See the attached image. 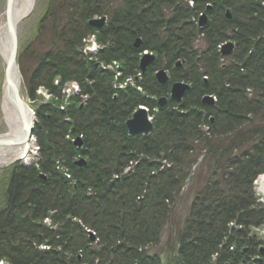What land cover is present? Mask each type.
<instances>
[{"label": "trees", "instance_id": "obj_1", "mask_svg": "<svg viewBox=\"0 0 264 264\" xmlns=\"http://www.w3.org/2000/svg\"><path fill=\"white\" fill-rule=\"evenodd\" d=\"M199 13L207 17L203 28ZM102 16L101 28L89 24ZM90 34L100 46L94 56L82 50ZM224 41L234 44L225 56ZM144 50L155 58L141 72ZM17 61L36 116L38 159L7 170L0 260L247 264L260 255L253 264H264V236L250 234L264 223L253 183L264 174V0H46ZM113 61L119 74L100 67ZM161 68L165 84L155 76ZM67 81L80 92L65 102ZM175 81L190 86L180 101L169 96ZM206 94L213 104L203 103ZM140 105L152 116L148 136L126 127ZM71 135L82 136L80 148ZM198 147L205 180L181 225L153 250Z\"/></svg>", "mask_w": 264, "mask_h": 264}, {"label": "water", "instance_id": "obj_2", "mask_svg": "<svg viewBox=\"0 0 264 264\" xmlns=\"http://www.w3.org/2000/svg\"><path fill=\"white\" fill-rule=\"evenodd\" d=\"M11 1L6 0V23L10 33V52L8 56V60L5 66L4 78L2 83V88L6 89V96L8 98L9 104L16 107L17 109L21 110L24 113V126H23V135L18 139L19 142L22 139L27 138L28 136L32 137L33 129H34V122H35V115L34 112L31 110L30 105L24 101L22 96L20 95V87L14 83L12 80V71L14 68V64L17 63V48H16V33L17 28L15 27V20L14 16L12 15L11 11ZM227 16L230 17V13L227 12ZM207 18L206 15H203L198 22L200 27H203L206 24ZM105 22V17L101 18H94L89 21V24L97 29L101 28ZM140 44V39H137L134 43L136 47ZM233 49V43L227 42L223 45L221 49V53L226 55L230 54ZM154 60V55L151 53L143 54L140 58V69L144 71L146 67L151 64ZM156 79L158 82L165 84L168 81V74L164 69H159L156 74ZM70 85V84H69ZM190 88V86L182 81L173 82L170 86V97L175 101H180L185 94V92ZM3 91V89H2ZM166 98L161 97L158 100V105H162L165 102ZM203 103L212 104L213 98L210 95H205L202 99ZM3 102L1 100V109H2ZM30 116V117H29ZM126 127L130 135H149L153 130V123L151 120L148 119V112L145 108H138L136 109L130 118L126 121ZM6 133V132H5ZM4 133L0 134V146H14L17 141L9 140L1 137ZM76 144L81 146V140L77 139ZM79 163H84V160H79ZM261 192L264 196V188H262ZM93 238V236H92ZM261 261V258H257ZM252 264V263H248Z\"/></svg>", "mask_w": 264, "mask_h": 264}, {"label": "rangeland", "instance_id": "obj_3", "mask_svg": "<svg viewBox=\"0 0 264 264\" xmlns=\"http://www.w3.org/2000/svg\"><path fill=\"white\" fill-rule=\"evenodd\" d=\"M46 0H35L34 1V8L30 15H28L26 18H24L17 26V33H16V48H17V53L18 49L25 45L29 39L32 37V34L34 33L36 23L40 16L43 13V10L45 8ZM6 10V0H0V16L5 12ZM4 72H5V66L0 60V134L4 133L6 131V125L3 122L2 119V110H1V100H2V82L4 78ZM21 79H22V74H21ZM22 81V80H21ZM21 82V87H20V94L22 95V98L26 100L30 105H32V100L28 97L26 94V90L24 89V84ZM45 97H48L47 95ZM140 107H137L138 109ZM147 111V110H146ZM35 137V136H34ZM35 148H37L35 144ZM37 153V150H35ZM203 152V149L197 148V151H195V155H200V152ZM36 160L35 158L29 159L30 161ZM201 161V155L198 157L197 164H195L191 168V173L188 177V179L185 181L184 186L181 188L179 194L177 195V199L174 203V205L171 208V219L170 223L165 227L164 232L162 234L161 238V243L153 247V250H159L164 246L167 241L169 236L172 233H175L174 231L176 230L177 226L181 225L183 222L184 218L187 216L189 207L193 198V195L199 189V187L202 185V183L205 180V177L208 172V163L205 160L203 163L201 162L200 164L198 162ZM24 163V161H20ZM11 164L6 165V166H0V197L3 193L4 187H5V177L7 174V170ZM259 177L253 182L254 183V190L255 193L259 196L258 198L264 202V196L263 193L259 189ZM237 226V225H236ZM257 228L253 230L255 234H258V231H256ZM260 230V229H259ZM262 230V228H261ZM172 232V233H171ZM257 232V233H256Z\"/></svg>", "mask_w": 264, "mask_h": 264}, {"label": "bare ground", "instance_id": "obj_4", "mask_svg": "<svg viewBox=\"0 0 264 264\" xmlns=\"http://www.w3.org/2000/svg\"><path fill=\"white\" fill-rule=\"evenodd\" d=\"M34 1L35 0H12L11 1V11H12V15L14 16L16 28L18 24L24 18L30 15V13L32 12L34 8ZM84 42H85V39H83L82 47H85ZM144 51H147V50H144ZM9 52H10V33H9L7 23H6V14L4 12L0 16V60L4 66H6ZM222 55L225 56L224 54ZM12 80L14 81L16 85L21 87L22 79H21V74H20V70L18 68L17 63L14 64V68L12 71ZM184 83L188 84L187 82H184ZM2 87L3 86H1V88ZM4 88H2L3 89L2 91L3 105H2L1 110H2V119H3L4 124L6 125V131H5L6 133L4 132V134L1 135V137L5 139H9V140H15L17 142L14 146H11V147L10 146H0V166L9 165L13 161H24L27 163L29 162L30 157L32 159L36 157V151H35L36 143L34 141V138L31 136H28L27 138L22 139L21 142L18 141V139L23 135V131H24L23 129L24 113L21 110L9 104L8 98L6 96V89ZM206 95H209V94H206ZM212 98H213V103H214L216 100V97L213 96ZM25 102L27 103V101ZM30 108L33 111L32 107ZM78 136L71 135L70 138L72 140ZM258 184H259V189L262 190V188H264V175H261L259 177ZM250 232H251L250 234H253L252 231Z\"/></svg>", "mask_w": 264, "mask_h": 264}, {"label": "flooded vegetation", "instance_id": "obj_5", "mask_svg": "<svg viewBox=\"0 0 264 264\" xmlns=\"http://www.w3.org/2000/svg\"><path fill=\"white\" fill-rule=\"evenodd\" d=\"M255 263V262H254Z\"/></svg>", "mask_w": 264, "mask_h": 264}]
</instances>
